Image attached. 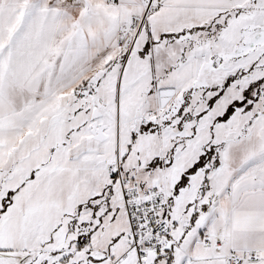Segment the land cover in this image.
Wrapping results in <instances>:
<instances>
[{"label": "snow or ice", "instance_id": "1", "mask_svg": "<svg viewBox=\"0 0 264 264\" xmlns=\"http://www.w3.org/2000/svg\"><path fill=\"white\" fill-rule=\"evenodd\" d=\"M0 264H264V0H0Z\"/></svg>", "mask_w": 264, "mask_h": 264}]
</instances>
